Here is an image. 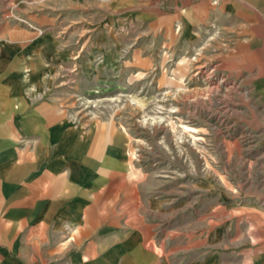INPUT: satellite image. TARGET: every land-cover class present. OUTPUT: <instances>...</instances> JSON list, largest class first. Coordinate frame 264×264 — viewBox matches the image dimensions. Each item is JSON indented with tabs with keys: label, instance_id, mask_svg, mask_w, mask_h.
I'll use <instances>...</instances> for the list:
<instances>
[{
	"label": "rangeland",
	"instance_id": "obj_1",
	"mask_svg": "<svg viewBox=\"0 0 264 264\" xmlns=\"http://www.w3.org/2000/svg\"><path fill=\"white\" fill-rule=\"evenodd\" d=\"M63 1L0 0V27L47 36L38 51L51 50L53 40L42 86L26 88L29 109L48 103L55 127L87 142L104 138L83 190L87 204L101 197L106 225L113 223L122 244L96 252L95 241L109 230L80 235L69 222L77 200H57L50 216L40 193L35 213L6 217L15 228L0 230V264H133L132 252L139 258L143 251L127 242L149 227L157 264H240L239 250L263 235L264 91L254 71L239 68L236 42L223 33H154L151 22L134 20L135 11H111L103 0V10L94 0H71L69 12ZM47 9L60 33L28 18ZM6 34L0 45L19 46L18 36ZM20 107L14 101L13 110ZM60 137L39 171L54 159L62 177L68 167L61 166ZM37 138L21 140L22 149L32 152ZM99 169L107 181H92ZM127 220L133 228L126 234ZM140 243L136 249L148 247Z\"/></svg>",
	"mask_w": 264,
	"mask_h": 264
},
{
	"label": "crops",
	"instance_id": "obj_2",
	"mask_svg": "<svg viewBox=\"0 0 264 264\" xmlns=\"http://www.w3.org/2000/svg\"><path fill=\"white\" fill-rule=\"evenodd\" d=\"M103 1L111 11L118 8L135 11L134 20L136 18L137 21L151 22L150 28H153L154 33H223L224 36H228L232 40L233 45L236 42L234 46L240 62L239 68L246 74H252L254 71L253 74L260 78V85L264 91V0ZM70 2L71 0L63 1L64 6L68 7V12L72 9ZM99 2L102 3V0H94L93 6L103 10V4H99ZM133 6L134 9L131 8ZM53 13L51 14V10L47 9L28 15V18L41 27L53 26L48 30V33H60L55 29V23H53L55 14ZM6 33H10L11 37L18 36L21 40L17 47L0 45V230L9 229L10 225L7 224L6 217L10 218L22 213H35L37 209L35 211L34 207L37 206L41 193L43 198L47 199L46 208L50 216L55 210L57 200L63 198L65 205L68 200H77L74 202V206L78 210L75 216H70L69 222L75 223L76 228L80 230V235L89 229L90 231L100 230V228L109 230L100 233L101 238L95 241L96 252L99 250V245L105 247L121 245L122 243L118 244L119 242L115 241L119 240V236L112 237L114 232L110 231V226L113 227V223L106 225L108 215L102 213L101 197H97L98 201L92 199L87 204L86 194L83 190L88 177L86 172L89 168V172H91V167H93L92 171L97 169L96 161L99 160L100 152L104 148V138L96 137L87 142L77 136V133L64 130L65 128L62 126L55 127L58 115L48 103L32 110L29 109L30 101L26 97V88L34 86L38 89L42 86V77L46 72L45 66L51 62L44 59L47 58L46 55H54L55 52L53 40H50L52 52L49 49L38 51L36 47L45 46L47 36L36 40L31 35L35 32L26 27L10 29L1 26L0 44L6 43ZM14 101L21 103L17 112L13 110ZM23 111L30 112L28 117L22 121L15 120L18 115L21 117ZM56 134L61 136L59 142L65 151L63 153L65 161L61 166L68 167V174H64L62 177L56 172L54 159L50 164H45L43 171H39V166L47 161L49 156L50 158L55 157L52 145H54ZM33 136L39 139L34 145L35 148L31 149L32 152H30V148L23 150L24 143L21 140L30 139ZM97 173L98 176L92 178L93 182L97 180L103 182L105 176V179L108 180L107 172L103 173V170L99 169ZM58 175L59 177L56 178ZM12 190L13 193L10 196L12 200L9 201L11 208L7 209V192ZM13 204L14 207L11 210ZM132 212L128 215V219L134 218ZM1 214H4V218H1ZM18 222L22 224L23 221L21 219ZM14 225L17 226L16 219ZM127 225L126 234L129 228H133L128 220ZM14 228L10 226V229ZM147 230V233L150 232V227ZM261 230H263V235L260 243L258 241L250 248L245 247L239 250L240 264H264V227ZM146 232L143 233V236L139 233L140 236L136 235L132 242H127V247H132L137 255L140 256L143 251V255L139 258L135 257L134 251L132 252V256L134 255L133 258H135L132 261L133 264H157L158 261L160 262V255L157 256V252L150 247L153 242L151 236L145 237V234L148 235ZM137 239H145L148 247L143 248L144 250L140 247L139 250L136 249V246L141 245L140 240L137 241L138 243L134 242Z\"/></svg>",
	"mask_w": 264,
	"mask_h": 264
}]
</instances>
